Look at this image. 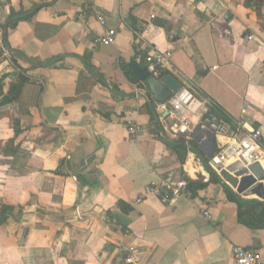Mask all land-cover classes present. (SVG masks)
<instances>
[{
  "label": "crops",
  "instance_id": "1",
  "mask_svg": "<svg viewBox=\"0 0 264 264\" xmlns=\"http://www.w3.org/2000/svg\"><path fill=\"white\" fill-rule=\"evenodd\" d=\"M30 13L5 46V24ZM108 27L114 43H95ZM148 46L171 50L209 114L264 137V3L258 14L245 0H0V211L14 207L0 264H121L130 244L153 264H236L233 245L264 261V199L211 171L194 138L166 132L132 73L148 72L138 58ZM21 76L18 98L2 104ZM179 178L197 183L193 199L135 202L151 181Z\"/></svg>",
  "mask_w": 264,
  "mask_h": 264
},
{
  "label": "built area",
  "instance_id": "2",
  "mask_svg": "<svg viewBox=\"0 0 264 264\" xmlns=\"http://www.w3.org/2000/svg\"><path fill=\"white\" fill-rule=\"evenodd\" d=\"M97 20L102 27L106 26V22L100 14H97ZM115 34L116 30L108 27L103 34L94 39V42L102 45L112 44L115 41ZM134 34L137 38L140 37L139 30H134ZM246 37L252 38L251 34ZM137 51L141 52V49H137ZM170 54L171 50L161 51L154 46H148L144 54H138V58L143 57L149 75L158 79L166 75H172L179 81V88L172 92L167 101L159 105V108L166 119V132L173 137L183 135L184 138L191 139L193 130L209 115L212 100L195 88L184 75L171 68ZM140 89L142 88L140 87ZM233 126L234 131L227 123L220 122L216 135L219 140L218 143L222 147L221 151L213 154L209 159V169L216 174H220L226 168L225 162H230V164L239 162L244 167L258 162L264 169L262 164L264 159V137L261 130L254 127L247 128L242 120H233ZM127 132L129 138H135L137 135L136 125L128 122ZM202 174L205 175V173ZM207 179V175H205L203 181L206 182ZM190 181L191 179L186 178H179L175 181L167 179L151 181L146 185L142 194L135 199V202L139 203L148 196H153L164 204H170L182 197L193 199L195 189L190 186ZM202 213L207 219L211 218L208 210L202 209ZM232 256L236 264H264L258 252L239 245L232 246ZM121 264L153 263L144 262L138 248L130 244L125 247V255Z\"/></svg>",
  "mask_w": 264,
  "mask_h": 264
},
{
  "label": "water",
  "instance_id": "3",
  "mask_svg": "<svg viewBox=\"0 0 264 264\" xmlns=\"http://www.w3.org/2000/svg\"><path fill=\"white\" fill-rule=\"evenodd\" d=\"M132 73L142 82L149 98L159 105L166 102L172 92L180 86L179 81L172 75L158 79L149 75V72L142 71L136 65L132 66ZM220 122L218 116L209 114L191 134L192 138L200 144L202 150L209 156H212L213 148H215V135ZM226 171L228 172L227 178L231 180L233 185H236L238 193L247 192L264 199V169L258 162L245 167L241 163L235 162L227 166Z\"/></svg>",
  "mask_w": 264,
  "mask_h": 264
},
{
  "label": "trees",
  "instance_id": "4",
  "mask_svg": "<svg viewBox=\"0 0 264 264\" xmlns=\"http://www.w3.org/2000/svg\"><path fill=\"white\" fill-rule=\"evenodd\" d=\"M263 3H264V0H245V4L247 6H250V7L252 6L258 14L260 13V9H261V6L263 5ZM30 16H31V13L30 14H26V15L20 14L17 18L11 17L9 19V21L7 20L8 22H7V24H5V29L3 30V44L5 46L8 47V42H7V39H6L7 38L6 37V34H7L6 33V30L8 28L15 27V25L17 24V22L20 19H22V18L27 19ZM2 82H3V78L0 79V93L2 92V86H3ZM26 82H28V78L25 77V76H21V77H19V79L15 83L10 84L9 90L4 95V97H2V101H1L2 104L16 100L18 98L20 92H21L22 86ZM178 139L181 140V141L184 140L183 135H178ZM190 186H192V187L195 186L196 187L197 186V183H195L193 181H190ZM13 209H14V207L13 206H10V205H2L1 206V211H0V224L2 222H4L8 218L10 212Z\"/></svg>",
  "mask_w": 264,
  "mask_h": 264
},
{
  "label": "bare ground",
  "instance_id": "5",
  "mask_svg": "<svg viewBox=\"0 0 264 264\" xmlns=\"http://www.w3.org/2000/svg\"><path fill=\"white\" fill-rule=\"evenodd\" d=\"M262 164H263V166H264V160L262 161Z\"/></svg>",
  "mask_w": 264,
  "mask_h": 264
}]
</instances>
